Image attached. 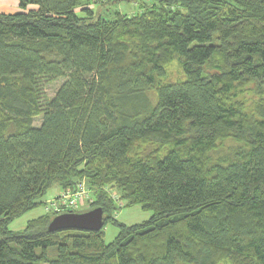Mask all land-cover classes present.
Returning <instances> with one entry per match:
<instances>
[{"label":"trees","instance_id":"trees-1","mask_svg":"<svg viewBox=\"0 0 264 264\" xmlns=\"http://www.w3.org/2000/svg\"><path fill=\"white\" fill-rule=\"evenodd\" d=\"M16 1L0 13V264H264V118L230 100L264 82V0H138L109 19L76 14L93 0ZM80 182L100 230L49 232L53 211L9 228ZM136 205L147 220H115Z\"/></svg>","mask_w":264,"mask_h":264},{"label":"rangeland","instance_id":"rangeland-1","mask_svg":"<svg viewBox=\"0 0 264 264\" xmlns=\"http://www.w3.org/2000/svg\"><path fill=\"white\" fill-rule=\"evenodd\" d=\"M147 1V0H145ZM79 8L76 9V14L80 17L84 16L83 9L89 8V10L92 11L95 15H105V18L109 19L113 17V13L115 11L120 12L121 14H125L126 16H131L134 12V9L136 8V5L139 4L138 0H93L88 3H82ZM165 72H166V81L169 82H176L184 79V73L181 69V67L178 65V61L176 59L172 60L170 63L165 64ZM60 81H56L51 83L47 91L50 95L53 94V91L58 87ZM230 100L233 103L237 104V107L241 111V114H243L247 118L251 119H263L264 118V82L261 84L259 83H253L251 85H248L244 88L243 91L239 92L238 90H235V95L233 97L230 96ZM40 118L34 119V124H39ZM237 143L230 138H226L222 141H219L217 146L215 147L212 152H209V161L215 160L221 156L220 154H225V151H231ZM151 150H158V153L161 152V147L158 145H153L149 142H138L132 145L131 148V155H134L136 153L139 154H145L148 153ZM208 160H205L208 162ZM60 191V189L56 186H53L51 189L49 188L45 195L42 197V199H47L48 197H52L51 201L55 198L54 194L55 192ZM115 194V193H114ZM118 194V193H117ZM53 195V196H52ZM43 200V202H44ZM85 206L82 208H79L78 210L81 211H87L89 210V201L85 202ZM44 206H39L37 209L29 212L26 215H23L22 217H19L12 221L9 224V228L11 230H18L22 229V225H25V222L29 219H33L41 214L43 211ZM93 208V207H92ZM91 208V209H92ZM131 208V209H129ZM121 209V210H120ZM119 211H115L114 215L118 214L119 222H123L126 224H133V223H140L151 215V212L142 210L139 206L136 207H123L120 208ZM139 212L138 215H136L134 218L129 219L127 216H130L131 214H134L133 212ZM117 212V213H116ZM54 213V212H53ZM57 213V212H55ZM146 215V216H145ZM117 219V218H116ZM130 226V225H127ZM118 229L111 223L107 222L104 226V240L106 243L111 242L114 237L117 234ZM217 264H235L234 261L230 257H226L222 260H220Z\"/></svg>","mask_w":264,"mask_h":264},{"label":"water","instance_id":"water-1","mask_svg":"<svg viewBox=\"0 0 264 264\" xmlns=\"http://www.w3.org/2000/svg\"><path fill=\"white\" fill-rule=\"evenodd\" d=\"M103 209L94 207L83 212L68 211L55 215L48 223L49 232L60 229L97 231L103 227Z\"/></svg>","mask_w":264,"mask_h":264},{"label":"built area","instance_id":"built-area-1","mask_svg":"<svg viewBox=\"0 0 264 264\" xmlns=\"http://www.w3.org/2000/svg\"><path fill=\"white\" fill-rule=\"evenodd\" d=\"M90 203V194L88 188L84 182H80L76 186L74 191H61L56 197L50 202V211L57 213H64L68 211H75L79 208L84 207L85 202Z\"/></svg>","mask_w":264,"mask_h":264},{"label":"crops","instance_id":"crops-1","mask_svg":"<svg viewBox=\"0 0 264 264\" xmlns=\"http://www.w3.org/2000/svg\"><path fill=\"white\" fill-rule=\"evenodd\" d=\"M21 9L19 8V6H18V2L16 1V0H0V13H16V12H19ZM53 186H56V187H58L59 189H60V191H57V192H55V196L54 197H56V195H58L61 191H63L57 184H54V185H52L51 187H50V189L53 187ZM53 196V195H52ZM43 197V196H42ZM42 197L41 198H39L38 200H37V202L38 203H40L39 204V206H44L43 207V211L41 212V214L39 215V216H42V215H44V214H46V213H49V212H51L50 211V207H49V205H50V202H51V199H52V197L50 196V197H48L47 199H42ZM43 200H44V202H43ZM38 206V207H39ZM137 206V205H136ZM136 206H130V207H136ZM38 207H36L35 209H37ZM140 207V206H139ZM123 208V207H122ZM125 208V207H124ZM141 208V207H140ZM35 209H33V210H35ZM129 209H131V208H129ZM33 210H31V211H33ZM121 210V209H120ZM31 211H29V212H31ZM119 211V209H117V212ZM29 212H27V213H25L24 215H26V214H28ZM116 212V213H117ZM134 214H131L130 216H127V218H129V219H132V218H134L136 215H138L139 214V212H136V211H134L133 212ZM23 216V215H22ZM21 216V217H22ZM39 216H37V217H39ZM146 216V215H145ZM37 217H35V218H37ZM150 217V216H149ZM148 217V218H149ZM35 218H33V219H35ZM114 218H115V220H117L118 222H119V219H118V214L116 215H114ZM117 218V219H116ZM29 220H32V219H29ZM29 220H27L26 222H25V225H22V226H24V227H22V229H24L25 227H26V224H27V222L29 221ZM147 220V219H146ZM121 223H123V222H121ZM123 224H125V223H123ZM133 224H137V223H133ZM132 223L131 224H126V225H133ZM22 229H18V230H22ZM13 231H17V230H13Z\"/></svg>","mask_w":264,"mask_h":264},{"label":"bare ground","instance_id":"bare-ground-1","mask_svg":"<svg viewBox=\"0 0 264 264\" xmlns=\"http://www.w3.org/2000/svg\"><path fill=\"white\" fill-rule=\"evenodd\" d=\"M119 206H121V205H119Z\"/></svg>","mask_w":264,"mask_h":264}]
</instances>
